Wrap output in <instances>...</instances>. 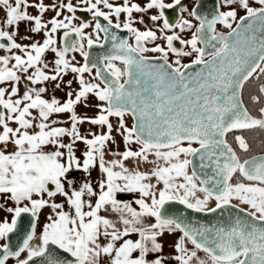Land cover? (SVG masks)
<instances>
[{
	"label": "snow or ice",
	"instance_id": "6c2138e0",
	"mask_svg": "<svg viewBox=\"0 0 264 264\" xmlns=\"http://www.w3.org/2000/svg\"><path fill=\"white\" fill-rule=\"evenodd\" d=\"M78 3L85 5L80 10L91 13L94 27L84 21L78 26L72 23L77 8L71 0L51 5L43 0H0V11L5 14L0 50L6 53L0 55V198L14 205L0 204V209L12 215L11 222H0V240L4 241L0 264L10 258L16 264H34V258H42V264H63L51 255L49 245L69 253L74 264H101L102 257L109 264H165L168 257L162 254L159 242L165 232L180 233L174 245L176 254L171 257L177 264H264V156L241 162L226 139L233 132L264 130V106L254 116L239 98L244 83L258 70L264 73V36L258 48L242 51L238 47L242 31H264V0H254L258 7L252 6L253 0H216L208 14L198 11L199 2L189 9L182 0H147L143 6L130 0H123L122 5L109 0ZM30 7L38 14H30ZM153 9L158 10L149 16L154 27L140 30L133 26L144 24L143 16L135 19L133 12L147 14ZM48 10L55 16L43 22ZM65 10L73 15H64ZM165 10H177L176 19L170 21ZM239 10L245 14L237 19ZM122 13L126 14L124 21L120 20ZM21 22H28L32 33L43 32V42L18 43ZM257 23L259 29L254 28ZM217 25L228 31H218ZM89 27H93L95 39L84 31ZM110 28L126 30L134 43L118 38ZM59 30L63 35L58 43ZM101 32L105 41L111 40L112 48L92 61L85 41L88 49L103 47ZM185 32L191 33L190 38H183ZM250 39L255 41V35ZM49 51L54 54L51 68L43 59ZM70 52H78L84 63H73L75 56L69 59ZM184 57L192 59L182 63ZM68 71L77 74L79 90L68 92L62 104L55 97L44 99L47 89L35 86L59 80L55 87L60 88L62 74ZM85 73L89 80L84 79ZM22 81L27 83L20 95ZM72 83L67 81V86L71 88ZM89 94L101 102L96 105L99 114L80 118L75 106ZM259 94L251 97L254 103L264 98V85ZM62 113H69L70 120L51 118ZM127 115L133 119L131 127L125 122ZM111 117L118 118L116 131L125 150L112 152L118 158L106 160V144L115 142ZM85 120L107 131L81 135L78 124ZM64 123L70 127L57 126ZM234 140L240 150H249L243 135H235ZM77 142L85 145L80 156ZM132 144L139 145L138 150ZM130 159L137 167H126ZM140 164L152 167L141 171ZM96 167L102 176L95 186L90 179L77 186L70 178L73 171L90 177ZM119 193H138L139 197L125 201L117 198ZM57 196L65 202H56ZM213 199L215 207H210ZM233 200L238 204H232ZM169 202L204 213L236 207L245 216L225 226H194L169 214L165 207ZM45 208L51 214L37 237V221ZM22 214H30L31 229L13 246L10 234L16 231ZM34 239L38 243L33 244ZM200 251L205 258L198 255ZM22 253H26L23 259ZM149 254L156 255L148 259Z\"/></svg>",
	"mask_w": 264,
	"mask_h": 264
},
{
	"label": "water",
	"instance_id": "95a60500",
	"mask_svg": "<svg viewBox=\"0 0 264 264\" xmlns=\"http://www.w3.org/2000/svg\"><path fill=\"white\" fill-rule=\"evenodd\" d=\"M197 2H199V4H200V8L198 9V11L201 14H208L214 10L216 0H195L193 7L196 5ZM253 3H254V0H253ZM256 6L258 7V5H256ZM98 19H99L101 24H104V25L107 24V22L104 21L103 18H98ZM233 27H235V24H233ZM254 28L259 29L260 28L259 23L254 25ZM227 31H225V33ZM110 32L117 35V37L120 39H127V31L126 30H118L115 28H110ZM101 33L103 35V39L100 43H102L104 46L100 47V46L94 45L91 49L87 48V51H89L91 54L90 58L92 61H97L98 57H102L103 55L108 54L110 49L112 48L111 40L109 39L108 41H105L104 40V33L103 32H101ZM253 35H255V37H256L255 41L250 39ZM261 36H264V31H259V30L254 31V32L253 31H242V34L239 38L238 47L242 51H246L248 48L253 47V46L258 48ZM232 39L235 40L236 38L233 37ZM117 63H119V62H117ZM122 67H123V65H122ZM199 67L200 66L193 68L192 71L193 72L197 71L199 69ZM93 71L95 74V69H93ZM261 85H264V83ZM260 86H259V88H260ZM241 89H240V97H239L240 100H241ZM127 116L130 118L131 126H132L133 119H132L131 115H127ZM147 133H148V130L146 129L144 135L147 136ZM193 145H194V147H199V145H197V144H193ZM253 156H255V157L264 156V153L254 154V155H251L245 159H250ZM195 163L198 165L199 161L196 160ZM190 171H191V167L189 168V172ZM50 187H53V186H50ZM165 207L168 210L169 214H171L173 216H181L185 219L186 222H190L194 226L203 225V226L209 227V228H211L213 226H217V227L225 226V225H228L231 222H233L235 220V218H237V217L244 218V216H245V214L243 212H240L239 208H236V207H225L223 209H217V211L214 213L213 212H208V213L195 212L193 210L185 208L183 205H180L177 202H169L168 204H166ZM212 207H215V205ZM30 229H31V216H30V214H22L21 217L18 218L16 231L13 234H10V238H11L13 246L18 245L21 242L24 235L26 233H28L30 231ZM3 243H4V241L1 240L0 244H3ZM49 252L51 253V255L60 259L63 262V264H74V258L69 253L63 252L62 250L58 249L55 245H49ZM200 252L204 253L203 251H200ZM30 264H33V262H30ZM34 264H42V258H34Z\"/></svg>",
	"mask_w": 264,
	"mask_h": 264
},
{
	"label": "rangeland",
	"instance_id": "374dc122",
	"mask_svg": "<svg viewBox=\"0 0 264 264\" xmlns=\"http://www.w3.org/2000/svg\"><path fill=\"white\" fill-rule=\"evenodd\" d=\"M169 1H171V0H166V2H169ZM64 2L66 3L67 0H64ZM252 6L253 7H257L254 3L252 4ZM242 14H245L244 11L243 10H239L237 19ZM64 15H67L66 10L64 11ZM185 16H186V14H185ZM133 17L135 19H138V18H136V15H133ZM125 19H126V17L123 18V17L120 16V20L121 21H124ZM145 21L146 20L144 19V24L135 23L133 26L137 27L140 30H145V26H147L149 28H152L151 24L147 25V22H145ZM49 28H50V25H49ZM157 35H159V33H157ZM181 35L183 36V38H190L191 33L190 32H185V33H182ZM157 42L162 44V45L165 43L163 40H157L156 43ZM129 43H134V41L130 38L129 39ZM151 46L152 45H149V47H151ZM147 54H151V53H147ZM72 56H73L72 54H69L68 58L71 59ZM43 59H44V61L46 63L49 64L50 68L53 66L52 61L54 60V56H52L50 53L45 54ZM191 59H192L191 57H184V58H182V63L187 61V60H191ZM49 74L51 75L53 73H49ZM76 75L77 74H74L71 71H68V73L66 75L62 74L63 83H62L60 88H56L55 87L56 83L60 82L59 80H57V81H46V82H44L42 84L36 85L35 87H45L47 89V91L43 94V98L44 99L51 100L53 97H55L62 104V103H64L67 100V98H68L67 97V93L68 92L71 91V92L75 93L76 91L79 90L78 81L75 79ZM84 79L85 80H89L90 79L87 73L84 74ZM69 80L73 81L71 88H69L67 86V81H69ZM93 82H97V81H93ZM2 86H5V85H2ZM20 91H23V90L19 89V92ZM22 94L23 93H21L20 95H22ZM74 98L75 97L73 95V99ZM100 103L101 102L98 101L94 96L89 94V97H88V99L86 101L82 100L80 103H78L75 106V112H76L77 116L79 114H82V115H89L90 118H94L95 116H97L99 114L96 105H98ZM85 104H87V106H85ZM35 114H36L35 111H33V115H35ZM51 118L52 119H59V120H62V121H69L70 120V114L69 113L54 114ZM84 118H87V117H84ZM110 121H111V123L113 125L112 136L114 137L115 142L113 143L112 141H108L107 144H106L105 150H122V151H124L125 150V145H124L123 139L119 135V133L116 131V128L118 127V118L117 117H111ZM125 122H126L128 127H131V120H130V118L128 116H125ZM88 123L89 122L87 120H85L84 123L78 124V129H79L81 135H87L89 133H93V129H95V133L96 134H100L102 131H107L106 127L101 128V126H99V125H92L91 123H90V125H88ZM12 126L15 127V125H12ZM57 126H59V127H70V123H64V124H60V125H57ZM88 138H92L91 135H88ZM63 139H64L65 142L69 141L68 137H64ZM78 144L83 145L82 143H78ZM134 145L137 146V144H132L131 147H132L133 150H136ZM83 146H85V145H83ZM192 146L194 147V145H192ZM198 194L199 193H197V195ZM201 195H203V194L201 193ZM137 198H134L133 201L135 199H137ZM233 201L235 203H238V201H235V200H233ZM0 204H4L5 207H13L14 206L11 201H5L3 198H0ZM210 204H212V206H214L215 205V200L214 199L210 200ZM135 206H137V205H135ZM212 206H210V207H212ZM241 207H247V206L246 205H241ZM10 216H11L10 213L6 212L3 209H0V222H2L5 219H7L9 221ZM36 236L38 237L39 235L36 234ZM32 243L33 244L38 243V239H34ZM25 256H26V253H22L21 254V259L25 258ZM15 263H16V261L13 258H10L6 262V264H15Z\"/></svg>",
	"mask_w": 264,
	"mask_h": 264
},
{
	"label": "flooded vegetation",
	"instance_id": "af4514ba",
	"mask_svg": "<svg viewBox=\"0 0 264 264\" xmlns=\"http://www.w3.org/2000/svg\"><path fill=\"white\" fill-rule=\"evenodd\" d=\"M29 2L30 3H36L37 0H29ZM71 2L77 8V11L75 12V18L73 19L72 23L78 26L82 21H84V22L90 23L94 27L95 21L92 19L91 13L80 10L83 7H85V5L79 4L78 0H71ZM109 2L113 3L114 5H122L123 4V0H109ZM146 2H147V0H130V3H137V4L141 5V6H143ZM171 2H172V0L169 1L168 3H171ZM43 3L45 5H51L53 3L59 4L60 0H43ZM182 3L184 5H186L189 9H192V7H193V5L195 3V0H182ZM101 8L104 11H108V9L103 8V5H101ZM27 11L30 14H32V15L38 14L37 13V9H35L34 7L28 8ZM157 11L158 10H155V9L149 10V12L147 14L133 12V15H136V18H138V19L141 16H143V19L146 20L145 22H147V25L151 24V27H154L152 25V22L149 19V16L152 15V14H156ZM165 11H166V15L168 16L170 21H174L176 19L177 10H165ZM67 15L71 16L73 14L67 12ZM4 16H5L4 12L0 11V26H2V21H3ZM53 16H55V12L54 11H52V10L46 11L44 13V15H43V22H47ZM121 17H123V18L126 17V14L122 13ZM113 22L115 23V17H113ZM193 23L195 24L196 21L193 20ZM93 27H89V28L85 29L84 31L86 33H92L93 34V39H95V33H93ZM9 30L11 31L12 29H9ZM217 30L221 31V32H225L228 29L224 28L221 25H217ZM18 31H19V35L17 36L16 41L18 43H21L22 45H28V44H30L32 42H36V41H39L41 43L43 42V39H44L43 32H41V33H32L30 31V25H29L28 22H21L19 24V26H18ZM62 35H63V30H59L58 33H57L58 43H59V37H61ZM25 36L30 37V39H23V37H25ZM71 38L75 39V35L73 34ZM102 39H103V35H102V33H100V42L102 41ZM127 39L128 40L130 39V34L128 32H127ZM0 42H2V41H0ZM174 43H175V45L177 47H180L178 42H174ZM85 50L87 51L86 41H85ZM48 53H50L52 56H54V54L52 52H50V51L46 52V54H48ZM5 54L6 53L4 51L0 50V55H5ZM17 54H19V53H17ZM69 54H72L73 56H75V61H73V63H76V62H78L79 64H83L84 63V58L78 52H75V53L70 52ZM146 55L154 56V55H159V54L158 53H151V54H146ZM170 59H174V57L170 56ZM189 62H190V60H187V61H185L183 63H189ZM117 64H118V66L122 67V65H120L119 63H117ZM93 75H94V71H93ZM26 83H27L26 81H22L20 83V85H19L20 88L19 89H22L23 91H20L19 94H21V93H23L25 91V84ZM4 85H5L4 87H9L8 84H4ZM28 86L31 87V85H28Z\"/></svg>",
	"mask_w": 264,
	"mask_h": 264
},
{
	"label": "crops",
	"instance_id": "0c3cea01",
	"mask_svg": "<svg viewBox=\"0 0 264 264\" xmlns=\"http://www.w3.org/2000/svg\"><path fill=\"white\" fill-rule=\"evenodd\" d=\"M78 117H80V118H84V117L90 118L89 115H82V114H79ZM88 125H90V123H88ZM93 133H95V129H93ZM78 143H80V142H77V144L75 145V149H76L77 156H80L81 152L85 149V146L80 145ZM134 146H135L136 150H138L139 145H137V146L134 145ZM112 152H123V151L122 150H105V159L106 160H111V159L118 158V157L112 156L111 155ZM149 159L150 160L151 159H155V157L154 156H149ZM125 164H126V167H128L130 169L137 167L136 162L134 160H131V159L126 161ZM151 167H152L151 164H140L139 165V170L147 171ZM101 176H102V173L100 172L98 167L92 169L90 177L86 173H83L81 171H73L70 174V178L74 179V181H75L77 186L80 183H82L85 179H90L92 184L95 186L97 184V182L99 181V179L101 178ZM151 182L155 183V180L153 179ZM198 196L202 197L201 193H199ZM137 197H139V194H138ZM55 199H56V202H58V203H64L65 202L64 198L60 197V196H57ZM125 201H128V200H125ZM232 203L238 204V203H235L234 201H232ZM132 206L134 208H136L137 210H139L138 206H135V204L132 205ZM209 206H212V204H210V201H209ZM240 207H241V205H240ZM65 210L66 211L68 210V207H67L66 203H65ZM50 214H51V209H49V208H45V209H43L41 211L40 216H39V220L37 221V226H36V234L37 235H39L40 232L42 231L43 225L45 223H47V216L50 215ZM11 219H12V215L10 216L9 222H11ZM153 222H154V219H153ZM179 236H180L179 232L172 233V234H169V233L165 232L164 235L159 238V242L163 244V253L162 254L164 256L168 257V259L165 262V264H177V262L175 260L171 259V257L176 254L174 245H175V241L179 238ZM129 238L136 239L137 237L136 236H131ZM188 247L191 248L192 246L189 244ZM134 255H138V253H136ZM155 255L156 254H149L148 259H153L155 257ZM198 255L201 258H205V254L202 253V252H199ZM101 264H109L108 258L107 257H102L101 258Z\"/></svg>",
	"mask_w": 264,
	"mask_h": 264
},
{
	"label": "trees",
	"instance_id": "16d2710c",
	"mask_svg": "<svg viewBox=\"0 0 264 264\" xmlns=\"http://www.w3.org/2000/svg\"><path fill=\"white\" fill-rule=\"evenodd\" d=\"M264 83V73H260L259 70L253 74L252 77L246 81L241 89V100L250 113L254 116L258 115V108L264 105V98H262L261 103H254L251 99L252 96H259V86ZM235 135H243L246 142L249 145V150L247 152L239 149L236 144L234 137ZM228 142L233 146L237 151L238 156L241 158V161L245 158L258 154L264 153V130L259 128L244 130L242 132H233L226 136ZM137 193H119L117 198L120 200L133 201L134 198H137ZM134 205V203H133Z\"/></svg>",
	"mask_w": 264,
	"mask_h": 264
}]
</instances>
